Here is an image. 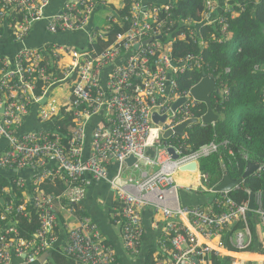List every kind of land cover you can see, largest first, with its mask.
Instances as JSON below:
<instances>
[{"label": "built area", "instance_id": "built-area-1", "mask_svg": "<svg viewBox=\"0 0 264 264\" xmlns=\"http://www.w3.org/2000/svg\"><path fill=\"white\" fill-rule=\"evenodd\" d=\"M50 1L0 0V42L21 45L11 54L0 53V140L5 141L0 150V167L32 171L34 186L26 187L21 177L11 179L14 187L27 188L29 194L27 199L23 196L21 204H15L12 197L0 209V264H38L40 255L54 248L61 228L70 233L61 247L62 254L76 264H120L82 204L87 175L93 181L107 180L112 162L117 163L118 173L108 182L122 203L116 214L123 218V246L132 255L140 253L144 233L141 210L145 206L162 214L163 237L158 244L163 251L170 247L169 256L156 264H210L206 255L212 248L199 238L218 236L238 220L244 221V228L236 231L230 242L237 249L247 248L251 243L246 223L248 200L237 203L225 191L220 196L214 195L205 208L179 204L178 188L212 192L214 185L209 186V175L202 170L196 185L177 183L175 173L192 161L199 163L227 142L212 141L190 151L184 142L187 138L184 132L172 133L169 137L172 142L163 138L165 131H173L190 118L201 122L202 115H195L201 102L191 94L192 86L180 89L177 79L194 67H208L202 55L195 53L175 62L172 42L158 38L173 24L171 1L128 0V13L117 16L109 11L103 26L96 25L93 17L97 9H107V0H65L59 11L47 14ZM123 6L122 3L120 8ZM216 9L221 8L215 0H205L201 23L216 22L224 37L229 22L224 14H215ZM233 9L222 10L234 18ZM39 22L44 23V31L51 35L83 31L86 43L105 39L114 24L121 30L99 52L57 41L26 46V39ZM198 35L196 30L189 29L179 37L198 40L200 46L207 47V42L198 39ZM149 38V42H143ZM211 38L215 40V35ZM205 73L215 79L218 92L212 96L227 92L224 85L222 90L218 87L212 73ZM57 85H66L60 99L52 95ZM181 97L185 102L174 110L172 103ZM33 111L39 126L23 130L25 119ZM69 113L71 123L63 134L56 123ZM153 113L165 115V119L155 122ZM97 116L98 121L89 132L88 126ZM88 137L89 155L84 157ZM168 147H173L176 159ZM149 148L153 156L147 153ZM228 153L232 154L231 150ZM129 157L134 158L129 166L140 171L137 180L120 176ZM153 168L156 169L152 171ZM263 173L264 163H257L253 175L261 177ZM45 180L54 186L61 184L63 189L56 194L47 193L40 188ZM8 187L3 191L9 193ZM245 191L252 194L248 189ZM253 195L258 206L256 212L264 222L260 193ZM29 204L38 225L27 238L21 235L13 219L17 215L30 218ZM60 215L64 219L61 227Z\"/></svg>", "mask_w": 264, "mask_h": 264}, {"label": "trees", "instance_id": "trees-1", "mask_svg": "<svg viewBox=\"0 0 264 264\" xmlns=\"http://www.w3.org/2000/svg\"><path fill=\"white\" fill-rule=\"evenodd\" d=\"M124 1V7L121 10L114 9L118 16L128 13L130 1ZM168 1H171L170 13L173 24L169 30H164L159 35V39L162 42H172L171 55L175 62L183 59L188 53H195L201 54L208 65L207 68L205 66L194 67L182 73L177 79L179 88L189 89L202 78L203 72L212 73L221 90L224 86L227 87L226 93L211 95V105L215 113L219 115L218 120L214 124H195L190 127L187 132L188 137L184 140L185 145L192 151L212 141L219 144L226 141L225 147L220 144L218 151L203 157L200 164L203 172L209 175L210 187L223 178L224 172H227L231 179L236 180L242 176L248 162L264 163V0H232V8L238 12V16L235 18H231L230 13L222 10L223 5L219 6L221 9H216L215 14L222 13L228 19L230 39L223 37L219 24L201 23L205 0H166L161 3ZM184 20H189V22H184ZM189 29L196 30L199 34L198 39L205 40L207 47L200 46L198 40L193 41L188 37L180 39L179 35L182 32L187 33ZM120 30L121 27L114 24L105 39L97 38L92 43H86V39L85 49L101 51L110 42L114 33ZM212 34L215 35V40L211 38ZM219 38L222 39L218 41ZM48 42L44 41V43ZM225 68H229V71L225 72ZM205 111V104L198 103L195 115H203ZM98 118L97 116L91 120L88 126L89 132L95 127ZM70 123L71 115L69 113L56 124H60V132L66 134V128ZM30 128L32 127L30 126ZM167 141L172 142L173 139L169 138ZM229 150L232 154L228 153ZM5 170L0 174V209L12 197L17 205L21 204L23 200L22 191L24 189L14 187L11 180L14 179L13 176L17 175V171ZM5 187L10 188L9 193L3 191ZM40 188L47 193L56 194L63 189V186L61 184L54 186L52 183L44 181ZM245 189L250 190L252 194L260 193L261 210L264 211V173L261 177H256L253 174L246 177L242 184L231 190L228 195L240 203L248 197ZM217 195L218 193L215 194V196ZM28 210L31 212L30 218L17 215L13 219L21 235L27 238L32 236L38 225L36 213L30 204ZM58 218V225L61 227L64 219L62 215ZM246 220L253 240L250 247L245 250L256 252L255 250L258 249V253L264 252V244L256 232V227L262 224L260 215L253 212L247 216ZM240 227H242L241 221L233 223L230 234ZM227 231H230L229 228L223 232ZM228 247L230 250H234L232 247ZM255 247L257 248L255 249ZM234 256L238 259L259 260L261 254L242 255L236 253ZM210 257L213 259V264L231 263V258L227 256L211 255ZM45 264L76 263L65 257L59 246H55L50 250L49 259Z\"/></svg>", "mask_w": 264, "mask_h": 264}, {"label": "crops", "instance_id": "crops-1", "mask_svg": "<svg viewBox=\"0 0 264 264\" xmlns=\"http://www.w3.org/2000/svg\"><path fill=\"white\" fill-rule=\"evenodd\" d=\"M64 1L65 0H51L49 7L46 10V13L49 14V13L59 11ZM107 1L109 4V6L107 7L108 10H106L107 14H108V11H111L118 16V13L115 12L114 9L121 10L122 8L120 7L122 3L124 4L125 1L124 0H107ZM215 1H216V4H218V7L220 5H223L222 7L223 9H227V7L232 8V5H231L232 0H215ZM100 10L102 9H99V10L97 9L95 11L93 21L97 17V13ZM107 14L104 16V23L106 22ZM232 14L233 16L237 17L238 12L233 9ZM43 25H44L43 22H39L33 27L30 35L25 41L26 46L41 45V44H44V41L46 40L49 42L58 41L61 43H69V44L76 46L77 48L83 47L85 45L87 36L85 32L83 31L51 35L44 31ZM224 37L227 39H230L231 33L227 31V33L224 34ZM20 46L21 45L19 44L12 45V44H8L7 42H2V43L0 42V53L1 54H11L15 52ZM200 123L201 122H199L198 124ZM193 125H190L187 128H190ZM201 125H204V124L201 123ZM30 126L32 128L33 127L36 128V126H38L36 114L34 111L25 119L22 129L28 130ZM183 132L186 133L188 137V133L186 132V130ZM89 143H90V140L88 137L87 142L85 144L84 157H87L89 155ZM4 145H5V141L0 140V150L2 149ZM196 166L197 167L195 171L188 170V171L181 172L183 174L190 173V174L195 175L194 178H190V180L183 181L181 183H186L188 185L189 184L196 185L197 182L200 181L199 173H200V170H202L200 161L199 163H196ZM117 168H118L117 163H114V162L110 163V165L108 166L107 180L93 181L87 175V184L85 187L86 188L85 198L82 203L84 208L86 209L85 214L91 217L92 220L97 224L101 232V235L108 242V244L112 247L115 257L117 258L120 264H156L157 262H159V259L160 260L166 259L169 256V250H170V247L168 246L165 252L163 251L162 248H160L158 244V240L161 237H163V229H162L164 225L163 216L161 213L155 212L151 206L143 207L141 210V223L143 226L144 233H143V237H142L141 244H140V253L138 255H132L130 252H128L124 248L122 236H121V229H122L121 225L123 223V218L120 214L119 215L116 214L117 212L121 210L122 203L118 200L115 192L110 188V185L108 182V180L112 179L113 177L117 175L118 173ZM155 169L156 168H153L152 171H154ZM5 171L6 170L4 168L0 167V174L4 173ZM120 176L122 179H127L131 177L137 180L140 177V171L133 169L128 164H126L122 168ZM13 177L23 178L26 181V187L33 189L34 186L32 184V177H33L32 171L20 170L17 172V175ZM217 193L219 195L222 192H213V191L208 192V191H201V190L185 191L184 188H178L177 197H178L180 206H201L205 208L211 204L212 199L215 197L214 195ZM27 194H29L28 190L23 194L25 199L28 198ZM248 198H249V195L246 199L249 201ZM254 201H255V197H254ZM255 206L256 207L253 212H256V209L258 208V206L256 205V202H255ZM260 207H261V203H260ZM260 217L262 220V224L261 226L258 225L256 227V232L258 233L261 242L264 244V222L262 219V215H260ZM246 219H247V216H246ZM239 221H241L242 227L238 228L236 231L240 230L241 228L242 229L244 228V221L242 220H239ZM246 223H247V220H246ZM232 226L229 227L230 231H227L226 233L222 232L220 235L212 237L210 239L199 238V241L201 243H204V244L206 243L208 246L212 248V250L206 255L208 259L210 260L209 263L213 264V259L210 256L214 255L216 257L227 256L231 258L230 264H263L264 260L259 261V260H254V259H238L236 256H234L236 253L242 254V255L244 254L264 255V252L258 253V252H251V251L245 250V249H248L252 243V240H253L252 233H251V243L247 248L245 249L235 248L233 243L230 242V238L233 241L235 234H236V231L230 234ZM65 237H67V233L65 232L64 228H61L59 237L56 240L54 247L59 246L61 248L65 242ZM204 240H207V241L217 240V245L216 246L211 245L205 242ZM228 246L232 247L235 251L230 250ZM256 248L257 247H255V249ZM14 261H17V260L14 259ZM38 264H45V261L44 263L39 262Z\"/></svg>", "mask_w": 264, "mask_h": 264}, {"label": "water", "instance_id": "water-1", "mask_svg": "<svg viewBox=\"0 0 264 264\" xmlns=\"http://www.w3.org/2000/svg\"><path fill=\"white\" fill-rule=\"evenodd\" d=\"M158 38H160V36H158ZM151 40V38L143 41L145 42H149ZM139 46V44H135V49H137ZM175 66V64H174ZM190 92L193 95V97L198 101L201 102L203 104H205L206 106V111L205 113L201 116V122L204 125H208V124H214L218 118L219 115L217 113H215V111L212 108L211 105V94L218 92V89L216 88V84H215V79L208 77L206 75L205 72L202 73V78L196 83L194 84L191 88H190ZM48 93L46 94V96H44V98L42 99L41 103H44L45 99L47 98ZM185 102V98L181 97L178 100H176L175 102L172 103V108L175 110L179 105H181L182 103ZM152 118L155 122H157L158 120L163 121L165 119V115L159 117V115L157 113H153ZM199 123V120L197 118H190L186 121H183L182 123L176 125L172 130H167L163 133V138H169L172 133H175L177 135H182L183 131H185V129H187L188 126L193 125V124H197ZM168 152L172 155V158L176 159L178 156L175 154V151L173 149V147H168ZM147 153L150 154L151 156H153V150L152 149H147ZM134 161L133 157H129L126 162L128 165H131ZM196 162L192 161L186 165H183L180 167L181 171H195L196 170ZM202 169V167H201ZM257 169V163L255 162H248L245 170L242 174V176L236 180H233L229 177V175L227 174V172H224V176L221 179V181H219L216 185L213 186L212 191L213 192H225V191H231L232 189H234L235 187H237L238 185H240L244 179L250 175L253 174V172ZM249 201H248V211H247V216H250L253 211L255 210V201H254V195L250 194L249 195ZM50 255V251H45L44 253H42L39 257V262L40 263H44V261L49 257Z\"/></svg>", "mask_w": 264, "mask_h": 264}, {"label": "rangeland", "instance_id": "rangeland-1", "mask_svg": "<svg viewBox=\"0 0 264 264\" xmlns=\"http://www.w3.org/2000/svg\"><path fill=\"white\" fill-rule=\"evenodd\" d=\"M108 9L104 8L102 10H100L98 13H97V17L95 18L94 22L96 25L98 26H103L104 25V16L107 14V11ZM109 12V11H108ZM63 88H66V85L64 87H62V85H57L56 87H54L53 91H52V95H54L55 97H57L58 99L61 98V94L64 93V90ZM198 124V123H197ZM188 129H185L186 132H188ZM195 175L193 174H190V173H187V174H183L181 173V171H177L174 175V179L177 183H181L183 181H188L190 180V178H194ZM45 181H48V180H45ZM49 182V181H48ZM27 188H25L22 193L24 194L26 192ZM1 198V197H0ZM256 252H258L259 250L256 249L255 250Z\"/></svg>", "mask_w": 264, "mask_h": 264}, {"label": "bare ground", "instance_id": "bare-ground-1", "mask_svg": "<svg viewBox=\"0 0 264 264\" xmlns=\"http://www.w3.org/2000/svg\"><path fill=\"white\" fill-rule=\"evenodd\" d=\"M70 235V233H67V236H69ZM205 242H207V243H209V244H211V245H214V246H216L217 245V240H213V241H207V240H204ZM264 259V255H261L260 257H259V260L261 261V260H263Z\"/></svg>", "mask_w": 264, "mask_h": 264}]
</instances>
